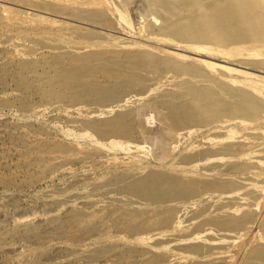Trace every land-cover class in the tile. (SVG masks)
<instances>
[{
  "label": "rangeland",
  "instance_id": "374dc122",
  "mask_svg": "<svg viewBox=\"0 0 264 264\" xmlns=\"http://www.w3.org/2000/svg\"><path fill=\"white\" fill-rule=\"evenodd\" d=\"M263 46L264 0H0V264H264Z\"/></svg>",
  "mask_w": 264,
  "mask_h": 264
},
{
  "label": "bare ground",
  "instance_id": "6f19581e",
  "mask_svg": "<svg viewBox=\"0 0 264 264\" xmlns=\"http://www.w3.org/2000/svg\"><path fill=\"white\" fill-rule=\"evenodd\" d=\"M202 2H203V0H201ZM205 1V0H204ZM189 3H191V2H189ZM193 3V2H192ZM196 4V3H195ZM249 4V3H248ZM173 6V5H172ZM169 7H170V10L172 11V13H173V11H175V10H177V9H175L174 7H171V5H169ZM177 7V6H176ZM187 9V8H186ZM167 11V10H166ZM161 12H162V10H161ZM178 12V11H177ZM180 12V11H179ZM178 12V13H179ZM169 13V12H168ZM168 13H166V14H168ZM178 13H176V11H175V14H178ZM167 16H170L171 17V13H170V15L168 14ZM174 16L172 15V18H173ZM172 18H170V19H172ZM155 19V18H154ZM158 21V20H157ZM171 21V20H170ZM155 22V21H154ZM156 23V22H155ZM162 24H164V23H162ZM105 30V29H104ZM138 34L139 35H141V36H143L145 33V30H144V28H143V26H141V27H139L138 29ZM138 39V38H137ZM261 47V46H260ZM264 47V46H263ZM264 51V50H263ZM243 52V51H242ZM125 53V52H124ZM129 53V52H128ZM131 53V52H130ZM134 53V52H133ZM244 53V52H243ZM246 53V52H245ZM126 55V54H125ZM124 55V56H125ZM129 55V54H128ZM118 56V55H117ZM63 59V58H62ZM121 59H123V58H121ZM136 59V58H135ZM63 60H61L60 61V64L62 65V70H64L65 69V67H64V62H62ZM68 61V60H67ZM66 61V62H67ZM127 66V65H126ZM136 67H138V66H136L135 65V68ZM140 67V66H139ZM142 67H144L143 65H142ZM131 68V67H130ZM141 68V67H140ZM145 68V67H144ZM124 70H126V69H124ZM95 71V70H94ZM166 70H164L163 71V73L165 72ZM176 71H177V69H176ZM192 71V70H191ZM162 72V71H161ZM168 72V71H167ZM181 71H180V69H179V73H180ZM153 73V72H152ZM182 73V72H181ZM192 73V72H191ZM196 73V72H195ZM148 74V73H147ZM149 74H150V72H149ZM183 74V73H182ZM182 74H181V76H182ZM116 75V74H115ZM153 75H155V74H153ZM197 75V74H196ZM98 76V75H97ZM102 76V74L100 75V77ZM119 76V75H118ZM166 76V75H165ZM164 76V77H165ZM180 76V77H181ZM187 77H189V76H187ZM99 78V77H98ZM156 78H158L159 79V77H156ZM113 80H114V82H115V79L114 78H112ZM119 79V78H118ZM128 79V78H127ZM185 79H187V78H185ZM197 79V78H196ZM108 80V79H107ZM110 80V79H109ZM122 80H124V79H122ZM129 80V79H128ZM149 80H150V78H149ZM162 80H164V79H161V81ZM166 80H169V79H166ZM188 80V79H187ZM124 81H126V80H124ZM139 81V80H138ZM141 81H142V79H141ZM192 81H193V79H192ZM92 82H94V81H92ZM105 82H107L106 80L104 81V83H102V84H104L105 85ZM110 82H111V80H110ZM110 82L108 81L107 82V85H109L110 84ZM114 82L112 83V84H114ZM117 82H119V81H117ZM120 82H122L121 80H120ZM160 82V81H159ZM162 82H165V81H162ZM161 82V83H162ZM190 82V81H189ZM99 83V82H98ZM101 83V82H100ZM128 83V82H127ZM173 83V82H172ZM181 83V82H180ZM180 83L179 84H176V85H180ZM191 83V82H190ZM195 83V82H194ZM124 84H126V83H124ZM165 84H166V82H165ZM170 84V83H169ZM168 84V85H169ZM174 84V83H173ZM127 85H129V83L127 84ZM163 85V84H162ZM167 85V84H166ZM191 85H192V83H191ZM203 85V84H202ZM130 86V85H129ZM157 86V85H156ZM169 86H171V85H169ZM197 86L198 85H196V88H197ZM106 87V86H105ZM148 87V86H147ZM155 87V86H154ZM177 87V86H176ZM191 87V86H190ZM98 88V87H97ZM97 88H95L93 91L95 92L96 90H97V94H94L93 96H95L94 98H92V99H90V105L88 106V109H92V112L89 114V115H91V117H96L98 114H103L104 116H105V119L104 120H100L99 122L101 123V122H108L109 124H114V121L115 120H117V118L116 117H122L123 115H124V113L125 112H123L122 111V115H119V116H116L115 115V113H114V111H115V109L116 108H121V105H122V103H121V97L119 96V95H115V96H110V95H112V94H110V95H104L103 93H101L100 92V89H97ZM110 88H112V87H110ZM128 88H130V87H128ZM145 88V87H144ZM143 88V89H144ZM150 88V87H149ZM157 87H155V89H156ZM160 88V87H159ZM163 89L165 88V87H162ZM162 88H161V90H162ZM169 88V87H168ZM173 88H174V86H173ZM172 88V89H173ZM178 88H180L179 86H178ZM195 88V86L193 87V89ZM196 88H195V92L196 93H198V91L196 90ZM205 88H206V86H205ZM147 89V88H146ZM153 89V88H152ZM152 89H151V91H152ZM158 89V88H157ZM170 89V88H169ZM168 89V90H169ZM172 89H170L169 91L171 92V90ZM209 89V88H208ZM125 90H128L127 88L125 89ZM150 90V89H149ZM148 90V93L150 92ZM154 90V89H153ZM164 90H166V89H164ZM163 90V91H164ZM209 90H211V89H209ZM213 90V89H212ZM128 91H130V90H128ZM158 90H156V92H157ZM169 91H167V92H169ZM173 91V90H172ZM177 91V90H176ZM213 91H215V90H213ZM160 92V91H159ZM207 93H209V91H206ZM212 92V91H211ZM216 92V91H215ZM220 92V91H219ZM147 93V92H146ZM145 93V94H146ZM151 93H153V92H151ZM150 93V94H151ZM178 93H179V91H178ZM178 93H176V94H178ZM199 93H201V92H199ZM213 93V92H212ZM149 94V95H150ZM165 93L163 92V95H164ZM171 94V93H170ZM175 94V95H176ZM214 95H216L215 93H213ZM228 94V93H227ZM227 94L225 93L224 94V92H223V94L221 95V98L220 99H224V103H227L226 101H229V100H231V96H227ZM239 94H240V92H239ZM242 94V93H241ZM172 95V94H171ZM175 95L173 96V97H175ZM179 95V94H178ZM181 95V94H180ZM179 95V96H180ZM184 95H187V93H184ZM190 95H192L191 93H190ZM189 95V96H190ZM198 95V94H197ZM196 95V96H197ZM246 95V94H245ZM188 96V95H187ZM186 96V97H187ZM195 96V95H194ZM213 96V95H212ZM211 96V97H212ZM217 96V95H216ZM220 96V95H219ZM218 96V97H219ZM241 96V95H240ZM246 96H248V95H246ZM157 97H160V96H157ZM163 97V96H162ZM161 97V98H162ZM171 97V96H170ZM181 97V96H180ZM192 97V96H191ZM198 97H199V95H198ZM204 97V96H203ZM206 97H209V96H207L206 95ZM217 97V98H218ZM242 97V96H241ZM251 97V96H250ZM166 98H168V97H166ZM172 98V97H171ZM194 98V97H193ZM196 98V97H195ZM200 98H201V96H200ZM210 98V97H209ZM233 98V97H232ZM236 98H239V97H236ZM235 98V99H236ZM245 98V97H244ZM164 100H166L165 98H163ZM205 99V98H204ZM203 99V100H204ZM147 100H150V102H152L151 101V98L149 97ZM154 100V99H153ZM158 100H160V99H158ZM208 100V99H207ZM232 100H234V98L232 99ZM251 100V99H250ZM156 101V100H155ZM180 101V100H179ZM186 101V100H185ZM200 101H201V99H200ZM215 101V100H214ZM217 101H219V100H216V102ZM235 101V100H234ZM239 101V100H238ZM253 101V100H252ZM176 102V101H175ZM182 102H183V100H182ZM195 102V101H194ZM193 102V103H194ZM210 102H212L213 103V101L211 100ZM210 102H208V104L210 103ZM244 102H246V101H244ZM251 102V101H250ZM154 103V102H153ZM215 103V102H214ZM240 103H242V102H240ZM248 103V102H247ZM196 104H197V102H196ZM208 104H205V105H208ZM216 104V103H215ZM217 104H219V103H217ZM221 104H222V102H221ZM231 104H234V103H231V101H230V105ZM245 103H242V107H243V105H244ZM156 105V104H155ZM175 105V104H174ZM179 105V104H178ZM181 105H183V104H181ZM203 105V104H202ZM202 105H200V107L202 106ZM205 105H203V106H205ZM236 105V104H235ZM241 105V104H240ZM251 105V104H250ZM252 105H253V103H252ZM173 106V105H172ZM180 106V105H179ZM192 106V105H191ZM225 106V105H224ZM227 106H229V105H227ZM232 106V105H231ZM231 106H229V107H231ZM247 105H245V107H246ZM257 106V105H256ZM197 107H199L198 106V104H197ZM199 107V108H200ZM209 107V106H208ZM207 107V108H208ZM236 107H238V109H239V106H237L236 105ZM236 107H235V109H236ZM254 107V106H253ZM122 108H125V106H123ZM121 108V110H123ZM185 108V107H184ZM187 108V107H186ZM151 109V108H150ZM164 109V108H163ZM168 109H173V108H171L170 106L168 107ZM196 109V108H195ZM194 109V110H195ZM198 109V108H197ZM230 109V108H229ZM242 109V108H241ZM142 110V109H141ZM151 110H153V109H151ZM170 110V111H171ZM174 110V109H173ZM188 110H190V109H188ZM192 110V109H191ZM196 111V110H195ZM251 111V110H250ZM141 112V111H140ZM139 112V113H140ZM175 112H178V111H175ZM191 112V111H190ZM243 112H246L245 110H243ZM252 112V111H251ZM181 114H182V111L180 112ZM179 113V114H180ZM199 113H200V111H199ZM249 113V112H248ZM144 114V111H143V113L141 114V115H143ZM172 114V113H171ZM178 114V115H179ZM189 114V112L187 113V115ZM192 114H194V113H190L188 116H190V115H192ZM112 115V116H111ZM113 115L114 116H116V117H113ZM139 115V114H138ZM141 115H139V117L141 116ZM145 116V117H144ZM144 116H141V117H143L142 118V124H143V126L145 127V128H151V126H152V122L154 123V121H155V115L153 114V111H149L148 110V113L146 112L145 114H144ZM177 116V115H176ZM158 117V116H157ZM163 117V118H162ZM162 122H163V124H162V126H165V128L163 129L162 128V126H161V128H159L157 131H159L158 133H159V136H162L163 134H166V133H169L170 132V134H171V131L172 130H170L171 128H170V126L172 127V125H174V123L173 122H175V121H173V119L174 118H176V117H174L173 119H172V117H171V115H170V113H169V110H165V114H164V112H163V114H162ZM179 117V116H178ZM180 118V117H179ZM183 118V117H182ZM182 118H180L181 119V122H183V120H182ZM177 119V118H176ZM179 119V120H180ZM113 120V121H112ZM175 120V119H174ZM179 120H178V123H179ZM177 121V120H176ZM147 123V126H146V123ZM175 126H177L176 124H175ZM173 128V127H172ZM175 128V127H174ZM176 129V128H175ZM153 133V132H152ZM173 134V133H172ZM171 134V135H172ZM145 135V134H144ZM158 135V134H157ZM169 135V134H168ZM159 136H158V138H159ZM173 136V135H172ZM146 138V137H145ZM162 139V138H161ZM255 155V154H254ZM253 158V157H252ZM204 159H206V158H204ZM255 159V158H254ZM153 178H155L156 179V177H152L151 179H153ZM165 179V178H164ZM140 180V179H139ZM144 180H146V179H144ZM150 180V179H149ZM148 180V181H149ZM172 180V179H171ZM147 181V180H146ZM145 181V182H146ZM168 181V180H167ZM141 182V181H140ZM151 182V181H150ZM153 182L154 183H149V182H147L145 185H148V186H146L145 188H146V190H143L142 189V194H149V192L151 193V195H153V196H155L156 198H157V200H161V198L162 197H165V198H167L168 199V201H175V202H181V203H188L189 201H190V199H188L189 198V196H185L186 194H184L181 190H180V181H178V180H174V182L172 183V184H169L168 186H166V187H164V185H165V183H166V181H164V180H159L158 179V181H157V179H156V181H154L153 180ZM169 182H171V181H169ZM138 183V182H137ZM142 184V183H141ZM140 184V185H141ZM168 184V183H167ZM139 185V186H140ZM142 185H144V184H142ZM141 185V186H142ZM137 186V185H136ZM139 188V187H138ZM146 191H147V193H146ZM262 214V213H261ZM262 217H264V215H262Z\"/></svg>",
  "mask_w": 264,
  "mask_h": 264
}]
</instances>
